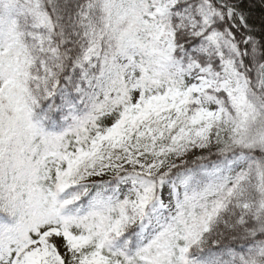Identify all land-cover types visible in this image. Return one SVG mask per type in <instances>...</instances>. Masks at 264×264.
I'll list each match as a JSON object with an SVG mask.
<instances>
[{"label": "snow or ice", "instance_id": "snow-or-ice-1", "mask_svg": "<svg viewBox=\"0 0 264 264\" xmlns=\"http://www.w3.org/2000/svg\"><path fill=\"white\" fill-rule=\"evenodd\" d=\"M0 264H264V0H0Z\"/></svg>", "mask_w": 264, "mask_h": 264}, {"label": "trees", "instance_id": "trees-1", "mask_svg": "<svg viewBox=\"0 0 264 264\" xmlns=\"http://www.w3.org/2000/svg\"><path fill=\"white\" fill-rule=\"evenodd\" d=\"M252 15H253V22L259 25L260 17H261V10L257 7L256 9H254Z\"/></svg>", "mask_w": 264, "mask_h": 264}]
</instances>
